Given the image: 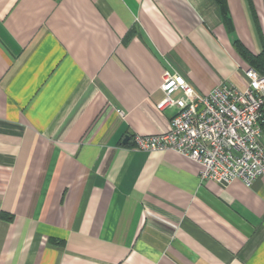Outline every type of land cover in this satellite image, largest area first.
<instances>
[{
	"label": "crops",
	"instance_id": "0c3cea01",
	"mask_svg": "<svg viewBox=\"0 0 264 264\" xmlns=\"http://www.w3.org/2000/svg\"><path fill=\"white\" fill-rule=\"evenodd\" d=\"M235 42L264 51V0H0V264H264L261 180L133 144L165 69L243 88Z\"/></svg>",
	"mask_w": 264,
	"mask_h": 264
},
{
	"label": "built area",
	"instance_id": "2783aa9c",
	"mask_svg": "<svg viewBox=\"0 0 264 264\" xmlns=\"http://www.w3.org/2000/svg\"><path fill=\"white\" fill-rule=\"evenodd\" d=\"M242 77L241 89L221 85L200 93L178 71L165 69L155 108L172 110L168 130L135 135L134 149L173 151L199 167L201 181L264 183V74L245 68Z\"/></svg>",
	"mask_w": 264,
	"mask_h": 264
},
{
	"label": "trees",
	"instance_id": "16d2710c",
	"mask_svg": "<svg viewBox=\"0 0 264 264\" xmlns=\"http://www.w3.org/2000/svg\"><path fill=\"white\" fill-rule=\"evenodd\" d=\"M222 10L225 8V0H214ZM235 50L239 55L245 59L253 69L258 71L261 74H264V51L258 56H252L247 52L239 42L234 43ZM264 129V127H263Z\"/></svg>",
	"mask_w": 264,
	"mask_h": 264
},
{
	"label": "water",
	"instance_id": "95a60500",
	"mask_svg": "<svg viewBox=\"0 0 264 264\" xmlns=\"http://www.w3.org/2000/svg\"><path fill=\"white\" fill-rule=\"evenodd\" d=\"M127 140H128V138H127V136H125V137L123 138L122 143H126Z\"/></svg>",
	"mask_w": 264,
	"mask_h": 264
}]
</instances>
